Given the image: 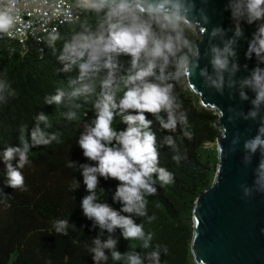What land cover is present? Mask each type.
I'll return each mask as SVG.
<instances>
[{
    "label": "clouds",
    "instance_id": "clouds-1",
    "mask_svg": "<svg viewBox=\"0 0 264 264\" xmlns=\"http://www.w3.org/2000/svg\"><path fill=\"white\" fill-rule=\"evenodd\" d=\"M19 4L20 0H0V37L12 36L14 26L20 22ZM49 8L56 9L68 23L79 24L78 30L71 31L57 56L64 72L75 70L78 73L70 84L79 86L68 90L57 89L56 94L45 98V103L59 105L65 97L69 101L81 96L93 97L91 103L95 118L77 140L84 157L95 162L94 165L81 164L78 169L88 193L80 205L83 215L101 230L92 240L93 246L89 251L95 264H106L109 259L106 250L114 261L125 259L126 264H145V261L161 264V255H167L169 251L166 245H157L142 257L135 251L121 254L116 250L117 240L111 235L104 240L100 238L105 230L111 234L119 228L126 240L141 241L143 249L152 247V233H145L143 226L137 224L133 217L147 216L145 197L153 196L157 191L153 176L163 184L171 183L173 177L166 168L159 167L156 134L151 130L154 121L145 114H151L160 129L169 133H175L181 126L182 135L191 139L192 133L183 130L187 127L186 113L178 111L181 104L173 94V84L169 83L185 81L190 87H195L193 81L199 67L200 52L186 33L199 31L201 35L207 34L210 40L220 38L222 47L211 45L205 53L210 55L212 74L205 68L200 69L199 75L204 78L206 86L223 94L225 73L228 74L229 88L237 83L233 79L240 67L235 62L236 46L244 38L243 25H248L254 26V31L248 40L245 56L249 60L255 57L257 66L238 82L241 100H249L245 89L254 94L250 100L252 109L240 115L245 120H255L258 110L264 105V68L259 66L264 64V0H227L225 10L230 13L233 22V27L227 30L233 34L227 39L226 30L222 27H213L208 32L206 26L210 18L204 8H196L195 0H51ZM59 39V33L52 30L39 42L54 47ZM121 57L129 58L127 69H123ZM170 64L174 71L167 72ZM244 67L247 68V65ZM101 73H105L102 78ZM15 95L7 79L0 78V104H6ZM213 110L219 118L223 117V110L218 106L215 105ZM162 112L166 113V118L161 116ZM116 115L127 125L126 129H113ZM66 118L74 120L76 113L68 112ZM35 119L36 127L30 133L32 143L22 135L20 145L8 146L3 151L6 162L19 157V169L30 163L28 152L32 147L59 142L55 133L47 134L40 127L41 123H47L45 113H39ZM229 121H232L231 116ZM222 128L223 138L227 139V129ZM238 140L239 137H235L232 144L235 145ZM163 143L177 150L172 135H165ZM244 149L247 153L243 157L245 165L251 163L258 149L261 155L254 170L253 185H239L241 199L247 201L253 197L254 191L264 194V118H261L257 134L244 142ZM217 151L221 159L226 158L222 144L218 145ZM234 151V147L229 149L230 153ZM173 159L178 160L179 157L174 156ZM68 166L76 167L72 161ZM5 175V186L27 191L22 172L11 163L6 164ZM98 177L119 181L112 196L114 202L122 205L119 211L107 203L97 202ZM79 186L75 179L72 190ZM71 227L76 226L72 224ZM68 228V220L53 222L57 234L66 236ZM261 232L264 233V229Z\"/></svg>",
    "mask_w": 264,
    "mask_h": 264
},
{
    "label": "trees",
    "instance_id": "trees-1",
    "mask_svg": "<svg viewBox=\"0 0 264 264\" xmlns=\"http://www.w3.org/2000/svg\"><path fill=\"white\" fill-rule=\"evenodd\" d=\"M78 28V23H63L57 30L60 39L54 47L39 42L47 35L28 39L24 44L0 40V78H6L16 93L6 104H0V264H95L89 249L101 230L83 215L80 205L88 193L78 170L81 164L95 162L84 157L77 143L85 127L95 118L93 97L81 96L73 101L65 97L59 105L45 103V98L56 94L57 89L79 86L70 84L78 73L64 72L63 64L57 59L71 31ZM186 35L196 43V32ZM128 59L120 58L123 69H127ZM166 71H174L173 66L170 64ZM104 74H100L101 78ZM169 83L173 84V94L181 104L178 111L187 116V127L183 130L191 132L192 137L183 136L181 126L175 133L161 130L155 118L145 114L154 121L151 130L156 134L159 167L166 168L173 177L171 183L163 184L154 175L157 191L145 197L147 216L133 217L145 233H152V247L143 249L141 241L126 240L119 228L111 234L105 230L100 238L104 240L111 235L117 240L116 250L121 254L135 251L142 257L157 245H166L169 251L161 255V264H197L190 249L193 206L198 194L214 178L218 161L215 140L220 130L215 126L213 109L202 106L185 81ZM41 112L47 116V123H41L40 127L47 134L55 133L59 142L32 147L28 152L30 163L23 169L18 168L19 157L4 161V149L20 145L22 135L32 143L30 133L37 124L35 117ZM68 112H75L76 119L68 120ZM161 116L166 118V113L162 112ZM112 127L120 131L127 125L116 115ZM165 135L175 138L177 150L164 145ZM174 156L179 159H173ZM71 161L76 167L68 166ZM7 163L22 172L27 191L5 186ZM75 179L80 186L72 190ZM98 180L97 202L107 203L119 211L122 205L112 199L119 181L104 177ZM60 219L69 221L66 236L53 229V222ZM72 224L76 227H71ZM106 255L109 256L106 264H126L125 259L114 261L107 250Z\"/></svg>",
    "mask_w": 264,
    "mask_h": 264
},
{
    "label": "water",
    "instance_id": "water-1",
    "mask_svg": "<svg viewBox=\"0 0 264 264\" xmlns=\"http://www.w3.org/2000/svg\"><path fill=\"white\" fill-rule=\"evenodd\" d=\"M226 3L227 0H195L196 8H204L210 18L206 26L208 32L210 33L213 27H222L226 30L225 39L233 34L227 31L233 27V22L230 13L225 10ZM243 28L244 38L240 39L236 46L235 62L240 67L233 79L237 83L229 88L228 74L225 73L223 94L213 87L206 86L204 78L199 75L200 69L205 68L212 74L210 55L206 56L205 53L211 45L222 47L221 40L219 37L210 40L207 34L201 35L199 31H195L198 37L195 44L200 52L199 67L193 81L195 87L186 83L202 106L213 109L216 105L223 110L222 118L215 113V126L220 130L215 142L216 148L220 144L223 145L226 154V158L221 159L217 151L218 161L212 183L201 191L194 201L190 249L197 264H264V233L261 232V229H264V194L254 191L253 197L245 201L241 199L239 188L240 184L253 185L254 170L261 159L260 150L252 156L251 163L245 165L243 157L247 153L244 142L257 134L261 118H264V105L258 110L255 120H245L240 115L247 114L252 109L250 100L254 94L245 89L249 100H241L238 82L257 66L255 57L249 60L245 56L254 26L243 25ZM259 66L264 68V64ZM222 126L227 129V139L223 138ZM235 137H239V140L233 145ZM232 147L235 151L230 153L229 149Z\"/></svg>",
    "mask_w": 264,
    "mask_h": 264
},
{
    "label": "built area",
    "instance_id": "built-area-1",
    "mask_svg": "<svg viewBox=\"0 0 264 264\" xmlns=\"http://www.w3.org/2000/svg\"><path fill=\"white\" fill-rule=\"evenodd\" d=\"M51 0H20L18 13L20 22L14 26L12 36L2 39L15 40L24 44L28 39H39L67 22L56 9L49 8Z\"/></svg>",
    "mask_w": 264,
    "mask_h": 264
}]
</instances>
